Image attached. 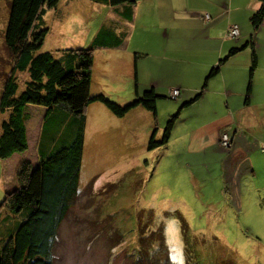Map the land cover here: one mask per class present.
<instances>
[{"label": "rangeland", "instance_id": "374dc122", "mask_svg": "<svg viewBox=\"0 0 264 264\" xmlns=\"http://www.w3.org/2000/svg\"><path fill=\"white\" fill-rule=\"evenodd\" d=\"M97 3L88 10L72 0L47 7L37 21L38 28H48L41 49L64 55L90 45L101 23L110 21L106 6ZM9 5L0 0V96L13 60L4 43ZM152 31L161 41L156 26ZM102 62L96 50L97 67ZM14 75L19 91L29 75L26 70ZM116 76L99 78L101 92L126 102V80ZM168 94L175 97L179 88L170 87ZM168 105H158L157 122L149 112L122 117L100 101L88 104L77 191L57 227L54 264H264V122L251 114L245 123L242 142L258 151L248 166L238 162L244 153L225 157L228 146L219 142L195 149L181 116L167 142L148 148L153 129L159 138L167 115L175 112L165 114ZM52 109L44 116L26 106L31 141L24 154L32 164L54 138L58 145L69 140L77 125V116L65 108ZM7 115L8 109L0 111V123ZM33 118L43 127L38 146ZM235 145L242 146L239 140Z\"/></svg>", "mask_w": 264, "mask_h": 264}, {"label": "crops", "instance_id": "0c3cea01", "mask_svg": "<svg viewBox=\"0 0 264 264\" xmlns=\"http://www.w3.org/2000/svg\"><path fill=\"white\" fill-rule=\"evenodd\" d=\"M72 1L87 10L94 7L95 2ZM97 4L106 6L105 16L110 21L101 23L98 35L90 44L94 47L90 91L103 90L99 78L105 80L116 75L126 80L127 94L122 97L132 99L136 94L152 88L159 95L156 117L140 105L131 108L122 117L130 112L144 115L149 112L152 120L158 122V105L162 101L171 103L166 107L165 114L171 113L181 102L201 90L200 96L180 112L185 119L182 118L183 128L189 133V143L195 149H207L215 142L220 143V135L225 131L231 140L228 148L223 149L228 153L225 157L244 153L238 162L248 166L249 156L252 158L258 151L250 145L246 147L247 142H242L246 137L245 123L251 114L254 119L264 122V16L256 28L250 21L251 13L259 6L258 0H137L115 5ZM232 23H237L239 27L237 37L225 34ZM152 26L157 27L161 41L156 39ZM172 28L177 29L173 35L169 32ZM251 39L256 50V65L250 83ZM240 45L243 46L220 64L217 73L206 78L210 67L217 64L229 48ZM96 50L100 60H103L100 67L95 63ZM118 50H121L120 53ZM137 51L142 55L135 58ZM109 64L115 67L109 68ZM173 86L179 88V94L168 99V89ZM27 106L35 108L37 115L45 116L48 111L44 105L28 103ZM192 121L196 122L189 124ZM33 125L34 145L38 146L37 136H41L42 129L38 128L35 118ZM173 129L179 130V124L175 122ZM238 140L242 146L235 145ZM25 150L0 157V198L7 190L17 186L15 173L18 163L26 159ZM230 160L229 170L234 165V160ZM35 161L37 164L38 159ZM8 210L4 207L0 211L6 213Z\"/></svg>", "mask_w": 264, "mask_h": 264}, {"label": "trees", "instance_id": "16d2710c", "mask_svg": "<svg viewBox=\"0 0 264 264\" xmlns=\"http://www.w3.org/2000/svg\"><path fill=\"white\" fill-rule=\"evenodd\" d=\"M93 1L115 5L120 2L134 3L137 0ZM57 2L58 0H10L4 43L11 51L13 60L0 96V111L8 109L7 117L0 123V157L22 152L28 147L26 133L28 103L46 106L47 114L54 106L65 107L77 116L75 118L78 121L71 131L69 140L58 145L55 144L54 138L47 149L42 153L38 151L37 164H32L28 159L19 162L16 170L18 184L7 190L0 201V210L4 207L9 208L6 213L0 211V264H54L51 250L57 227L77 191L84 140L83 128L90 102H102L117 116H123L131 108L140 105L156 117L159 95L152 88L121 103L101 91H90L93 45L66 50L64 55L59 56H55L50 50L41 49L48 28H38L37 21L42 18L47 7L55 6ZM258 2L259 6L250 15L253 28L259 26L264 16V0ZM237 28V35H229V27L225 34L237 37L238 25ZM249 43L251 83L256 65V50L252 39ZM243 45L229 48L226 55L210 67L206 78L217 73L220 64ZM139 55L142 53L135 52V58ZM16 70H26L29 75L25 86L19 91L14 75ZM200 94L201 90L181 102L174 113L167 115L159 138H154L156 130L153 129L147 142L148 148L167 142L176 117H179L181 110L196 100ZM168 96L172 98L170 94ZM42 132L43 127L41 135ZM228 139L227 146L231 144L229 136Z\"/></svg>", "mask_w": 264, "mask_h": 264}, {"label": "built area", "instance_id": "2783aa9c", "mask_svg": "<svg viewBox=\"0 0 264 264\" xmlns=\"http://www.w3.org/2000/svg\"><path fill=\"white\" fill-rule=\"evenodd\" d=\"M228 33H229V35H237V33H238L237 25L236 24H231L229 26ZM176 92H177V90H176ZM174 93L171 94V95H175ZM220 142H221V144H224V146H227L229 144V139H228V135L226 134V132H224V134L222 135V138H220Z\"/></svg>", "mask_w": 264, "mask_h": 264}]
</instances>
